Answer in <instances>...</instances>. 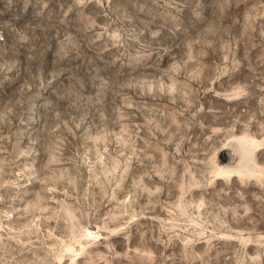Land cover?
<instances>
[{
	"label": "rangeland",
	"instance_id": "1",
	"mask_svg": "<svg viewBox=\"0 0 264 264\" xmlns=\"http://www.w3.org/2000/svg\"><path fill=\"white\" fill-rule=\"evenodd\" d=\"M0 264H264V0H0Z\"/></svg>",
	"mask_w": 264,
	"mask_h": 264
}]
</instances>
